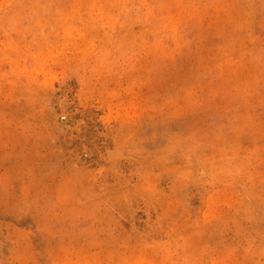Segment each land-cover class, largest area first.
Wrapping results in <instances>:
<instances>
[{"label": "rangeland", "instance_id": "1", "mask_svg": "<svg viewBox=\"0 0 264 264\" xmlns=\"http://www.w3.org/2000/svg\"><path fill=\"white\" fill-rule=\"evenodd\" d=\"M0 264H264V0H0Z\"/></svg>", "mask_w": 264, "mask_h": 264}, {"label": "built area", "instance_id": "2", "mask_svg": "<svg viewBox=\"0 0 264 264\" xmlns=\"http://www.w3.org/2000/svg\"><path fill=\"white\" fill-rule=\"evenodd\" d=\"M63 118H64V117H63ZM63 118H62V119H63Z\"/></svg>", "mask_w": 264, "mask_h": 264}]
</instances>
